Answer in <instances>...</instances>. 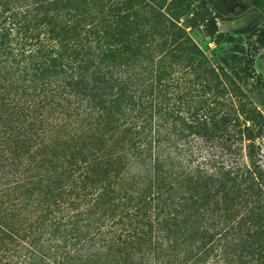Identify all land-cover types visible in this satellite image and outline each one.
Here are the masks:
<instances>
[{"label": "trees", "instance_id": "obj_1", "mask_svg": "<svg viewBox=\"0 0 264 264\" xmlns=\"http://www.w3.org/2000/svg\"><path fill=\"white\" fill-rule=\"evenodd\" d=\"M135 1L0 0V264H264V115Z\"/></svg>", "mask_w": 264, "mask_h": 264}, {"label": "rangeland", "instance_id": "obj_2", "mask_svg": "<svg viewBox=\"0 0 264 264\" xmlns=\"http://www.w3.org/2000/svg\"><path fill=\"white\" fill-rule=\"evenodd\" d=\"M238 1L239 6L231 0H147L152 7L138 6L139 15L133 14L131 19L145 22L166 17L174 22L197 44L213 67L231 73L245 99L264 115V47L251 36L252 32L264 31V17L256 11L243 12L252 4L251 0ZM210 2L226 16L216 17ZM255 5L264 10V0H257ZM211 19L215 20L216 31L210 28ZM246 59H252L249 73L245 72ZM257 144L263 154L264 133Z\"/></svg>", "mask_w": 264, "mask_h": 264}, {"label": "flooded vegetation", "instance_id": "obj_3", "mask_svg": "<svg viewBox=\"0 0 264 264\" xmlns=\"http://www.w3.org/2000/svg\"><path fill=\"white\" fill-rule=\"evenodd\" d=\"M205 1L209 2V0H205ZM251 1H252V4H251L247 9H245L243 12H246V11H248V10H249V11H256V12H258L261 16L264 17V10L261 9V8H259L258 6L255 5V3H256L257 0H251ZM258 1L261 2V0H258ZM231 2L233 3V5H237V6L240 5L238 0H231ZM210 5H211V7L213 8V6H214L215 4L210 2ZM215 6H216V5H215ZM213 9H214V8H213ZM214 12H215V14H218L220 17H224V16H226L225 14L221 13V11H220V9H219L218 6H216V10L214 9ZM234 16H236V15H233V17H234Z\"/></svg>", "mask_w": 264, "mask_h": 264}]
</instances>
